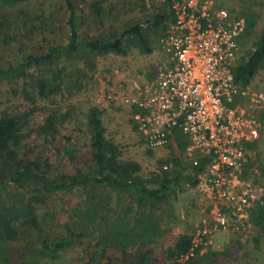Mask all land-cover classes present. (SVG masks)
I'll use <instances>...</instances> for the list:
<instances>
[{
	"label": "rangeland",
	"instance_id": "obj_1",
	"mask_svg": "<svg viewBox=\"0 0 264 264\" xmlns=\"http://www.w3.org/2000/svg\"><path fill=\"white\" fill-rule=\"evenodd\" d=\"M66 1L30 0L27 6L0 11V67L16 65L27 55L43 54L66 43ZM74 1L83 38L111 40L139 24L151 50L146 52L138 37L128 34L124 53L63 54L51 63L29 68L28 77L0 79V116L6 113L20 119L24 137L21 151L28 152L31 159L47 161L45 168L51 176L95 172L89 122L95 110L105 138L117 148L118 158L139 166L133 174L137 181L154 185L163 170L171 172L176 145L187 173L193 174L190 142L178 133L174 144L148 146L132 120L133 107L124 102L137 86L155 79L164 59L161 38L177 0ZM199 1L227 10L232 20H245L237 63L247 59L264 30V0ZM157 16H164L159 25L154 24ZM241 89L250 91L247 98H241L260 122V135L250 144L246 168L256 200L242 223L237 217L227 228L217 226L200 183L171 190L160 203H140L128 190L82 186L36 200L34 211L26 199L21 201L22 189L2 187L0 206L5 202L14 207L18 235L9 240L0 238V252L14 264L37 262L41 243L48 240L68 246L39 264H127L144 252H149L148 264H174L169 253L179 236L188 234L193 236V255L199 264H264V221L258 220L264 202V102L250 104L253 93L264 92V64ZM31 215L36 223H31ZM147 222H153L155 229L148 237H141L144 230L139 228Z\"/></svg>",
	"mask_w": 264,
	"mask_h": 264
},
{
	"label": "built area",
	"instance_id": "obj_2",
	"mask_svg": "<svg viewBox=\"0 0 264 264\" xmlns=\"http://www.w3.org/2000/svg\"><path fill=\"white\" fill-rule=\"evenodd\" d=\"M172 12L155 79L124 102L133 107L132 120L148 146L174 144L178 133L190 142L192 167L202 164L199 183L214 222L227 228L234 218L242 223L256 200L246 168L260 122L242 100L250 91L242 92L234 74L246 23L208 1L177 0ZM250 97L252 106L264 102V92Z\"/></svg>",
	"mask_w": 264,
	"mask_h": 264
},
{
	"label": "trees",
	"instance_id": "obj_3",
	"mask_svg": "<svg viewBox=\"0 0 264 264\" xmlns=\"http://www.w3.org/2000/svg\"><path fill=\"white\" fill-rule=\"evenodd\" d=\"M30 0H0V11L16 9L27 6ZM68 12L69 39L66 43L56 44L47 49L43 54H31L23 58L21 62L9 67H0V79H18L28 77V69L51 63L56 57L72 55L76 53H107L116 51L124 53V38L128 34L138 37L139 43L146 52L147 40L141 25H131L125 31L114 36L111 40L98 37L83 38L79 31V12L74 0L66 1ZM164 16H157L155 25H159ZM248 21V28L251 26ZM264 64V30L256 43L255 49L244 61L240 60L234 68L235 79L242 85L250 83L258 70ZM90 126L92 131L91 148L96 171L86 176L67 175L51 176L45 166L49 163L39 159H31L28 152H22L23 135L19 118L2 113L0 116V188L16 187L24 191L22 200L30 203L31 211L35 209V201H43L48 195L57 192H69L78 187L100 185L115 188L116 190H128L132 192L138 202L160 203L171 190L184 189L185 185L196 186L199 183L198 173L202 170V164L197 166L193 174L187 173V165L180 159L181 151L176 145V156L172 159L173 170H163L155 179L154 185L147 182H139L133 176L139 166L135 162H127L118 158L117 148L105 138L104 128L98 113L93 110L90 113ZM176 143V142H175ZM20 195V194H18ZM17 199V197L15 196ZM4 200V199H3ZM2 200V201H3ZM34 203V204H33ZM0 238L9 240L18 235V229L14 225V207H9L2 202L0 206ZM34 214V213H33ZM259 221H264V202L260 206ZM31 223H36V217L31 215ZM29 221V222H30ZM146 226L138 227L142 231L141 237H148L155 229L153 222L145 223ZM140 226V225H139ZM120 228V225H119ZM124 233V230L121 229ZM140 231V232H141ZM193 236L182 234L169 253L174 259V264H199L193 252L195 250ZM68 243H52L44 240L39 249L37 262H23L20 264H39L41 260L50 257ZM149 252L138 255L127 264H148ZM0 264H14L5 253L0 252ZM17 264V263H16Z\"/></svg>",
	"mask_w": 264,
	"mask_h": 264
}]
</instances>
